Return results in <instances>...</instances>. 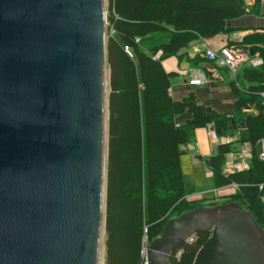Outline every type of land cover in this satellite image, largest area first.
<instances>
[{
	"label": "water",
	"instance_id": "95a60500",
	"mask_svg": "<svg viewBox=\"0 0 264 264\" xmlns=\"http://www.w3.org/2000/svg\"><path fill=\"white\" fill-rule=\"evenodd\" d=\"M105 1L0 0V264L102 263ZM206 231L193 264H264V230L235 202L171 219L144 247L145 264H172Z\"/></svg>",
	"mask_w": 264,
	"mask_h": 264
},
{
	"label": "trees",
	"instance_id": "16d2710c",
	"mask_svg": "<svg viewBox=\"0 0 264 264\" xmlns=\"http://www.w3.org/2000/svg\"><path fill=\"white\" fill-rule=\"evenodd\" d=\"M249 14L260 12L245 0H109L105 264H145L144 239L150 244L171 219L197 207L238 203L264 230V159L257 150L264 140V33L228 44L248 51L250 57L258 55L263 62L243 64L230 83L236 97L233 116L204 109L194 94L174 101L171 89L178 74L163 65L172 57L182 59V52L199 39L239 31L228 27V21ZM250 109L256 113L244 112ZM183 115L189 117L178 124ZM210 126L221 136L240 130L236 142L220 144L209 159L215 187L233 191L220 199L190 200L182 147L194 141L195 130ZM243 144L252 148L249 169L225 173L228 155ZM211 235L201 232L182 244L173 252L172 264H193Z\"/></svg>",
	"mask_w": 264,
	"mask_h": 264
},
{
	"label": "crops",
	"instance_id": "0c3cea01",
	"mask_svg": "<svg viewBox=\"0 0 264 264\" xmlns=\"http://www.w3.org/2000/svg\"><path fill=\"white\" fill-rule=\"evenodd\" d=\"M245 1L249 8L257 5L260 14H249L238 19L229 20L227 23L228 27L238 29L239 31L234 32L229 36L221 34L206 41L199 39L193 42L188 50L182 52L185 54L182 59L172 57L163 62V65L168 72H174L178 74V77L173 80V86L171 89V96L174 101H183L191 94H194L199 105H201L204 109H209L218 112L219 114H227L229 116H233L235 114L236 97L230 86V83L234 80L231 72L227 68H222L216 63L208 61V59L202 54V50L206 45L213 48L215 52L219 53L220 50L228 46L230 42H242L243 38L249 34H252L254 30L264 33V0ZM196 57H200L203 60L199 63H196L194 60ZM255 60L257 59L255 58ZM197 71L204 72L208 77V82L204 86H192L189 83ZM239 85H242V87L246 88L249 86L248 84L244 85L243 82H240ZM244 112L256 113V111L253 109L244 110ZM188 117V115L180 116L178 118V124H183ZM239 135L240 130L235 129L231 135L221 136L212 126L208 128H200L194 131V141L182 147L183 155L181 157V161L183 173L185 164L189 165L190 163H197L203 165L205 168L203 170L204 175L201 177L199 184L202 183L203 185V183L210 180L212 188L208 190L198 189L194 194L188 193L186 188V192L190 200L211 199L213 197L220 198L230 194L233 191V187H215L213 172L210 167L209 159L215 155L217 147L220 144L236 142ZM263 148L264 140H262L257 146L259 155L261 154ZM243 150H248L252 157L251 146L249 144L240 145L238 146L237 153L228 155V163H226L225 168L228 166V164L234 161ZM184 160H186V163ZM249 161L250 159L247 160L248 165Z\"/></svg>",
	"mask_w": 264,
	"mask_h": 264
},
{
	"label": "built area",
	"instance_id": "2783aa9c",
	"mask_svg": "<svg viewBox=\"0 0 264 264\" xmlns=\"http://www.w3.org/2000/svg\"><path fill=\"white\" fill-rule=\"evenodd\" d=\"M125 51L132 56L129 47L126 46ZM202 54L210 62L216 63L222 68H227L231 72L234 80H236L240 67L247 61H249L253 66H260L263 63L261 60L248 59L247 53L234 45L222 48L219 53L215 52L213 48L205 45L202 50ZM207 82V75L202 71H197L189 83L192 86H204ZM262 97H264V93L262 94ZM260 158L264 159V148L260 154ZM248 159H251V153L248 150H243L234 161L228 164L225 168V173H232L233 168H237L239 171L248 170ZM234 187L236 188V185H234ZM193 239L194 237L189 241H193ZM178 255H180V253Z\"/></svg>",
	"mask_w": 264,
	"mask_h": 264
},
{
	"label": "rangeland",
	"instance_id": "374dc122",
	"mask_svg": "<svg viewBox=\"0 0 264 264\" xmlns=\"http://www.w3.org/2000/svg\"><path fill=\"white\" fill-rule=\"evenodd\" d=\"M105 2H106V16H107L106 29H107V42H108L109 38L112 37V34L110 33V31L108 29V27H109V21H108L109 0H106ZM253 33H260V32H257V30H254ZM246 53H247L248 59H254L255 60V58H256L257 60H260V57L258 55L254 56V58H253V57H250V54L248 51ZM247 63H249V61H247L244 64H247ZM184 161L186 163V160H184ZM189 162H192V161H189ZM204 169L205 168L201 164H197V163H192V164L190 163L189 165L185 164V166H184L185 186L187 188L188 193L194 194L195 192H197L198 189L208 190V189L212 188L210 180L203 183V185H202V183L199 184L201 177L204 175V173H203ZM208 197H210V196H208ZM218 199H220V198H218ZM146 240L147 239L145 238L143 241L144 247H147L149 245L148 241H146ZM105 256H106V251L104 248L102 264H105Z\"/></svg>",
	"mask_w": 264,
	"mask_h": 264
},
{
	"label": "bare ground",
	"instance_id": "6f19581e",
	"mask_svg": "<svg viewBox=\"0 0 264 264\" xmlns=\"http://www.w3.org/2000/svg\"><path fill=\"white\" fill-rule=\"evenodd\" d=\"M100 264H102V263L100 262Z\"/></svg>",
	"mask_w": 264,
	"mask_h": 264
}]
</instances>
